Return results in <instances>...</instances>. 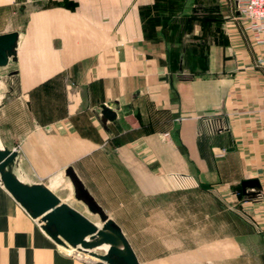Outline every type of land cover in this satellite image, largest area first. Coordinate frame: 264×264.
<instances>
[{
	"label": "crops",
	"instance_id": "0c3cea01",
	"mask_svg": "<svg viewBox=\"0 0 264 264\" xmlns=\"http://www.w3.org/2000/svg\"><path fill=\"white\" fill-rule=\"evenodd\" d=\"M60 1L0 0L19 10L3 32L20 33L16 88L0 103L18 177L56 193L72 166L111 218L149 210L158 226L146 200L209 187L247 224L184 253L264 264V33L237 0ZM254 178L261 194L245 199ZM68 251L0 182V264H108Z\"/></svg>",
	"mask_w": 264,
	"mask_h": 264
},
{
	"label": "rangeland",
	"instance_id": "374dc122",
	"mask_svg": "<svg viewBox=\"0 0 264 264\" xmlns=\"http://www.w3.org/2000/svg\"><path fill=\"white\" fill-rule=\"evenodd\" d=\"M60 2L71 3L66 0ZM16 15H19L17 7L14 9L0 7V32L3 33L15 26ZM18 20L21 22L22 18ZM12 70H16V62L13 61L6 67H0V103L9 91L16 88L17 73L10 75ZM58 185L59 182L56 181L52 184V188H57ZM59 187L62 189L56 194L62 201L91 220L100 222L98 215L91 213L82 201L76 199L74 188L70 183H64ZM173 193L168 199L159 196L144 202L147 207L152 203L159 204L164 210L159 226L156 223V215L152 217L149 210H145L143 215L140 211L139 215L132 211V215L114 216V219L122 223L142 264H199L184 253L187 247L196 246L200 242L227 238L234 229L244 228L247 224L245 219L232 211V208H238L237 205L234 206L235 202L225 199L220 201L218 193L209 187H187L177 189ZM162 229L164 231H161ZM68 250L77 256L91 257L78 249L68 248ZM96 251L103 253L106 251V246Z\"/></svg>",
	"mask_w": 264,
	"mask_h": 264
},
{
	"label": "water",
	"instance_id": "95a60500",
	"mask_svg": "<svg viewBox=\"0 0 264 264\" xmlns=\"http://www.w3.org/2000/svg\"><path fill=\"white\" fill-rule=\"evenodd\" d=\"M19 35L16 30L0 33V67L17 61ZM16 73L12 70L10 75ZM101 114L104 121L116 119V112L108 105L102 106ZM17 157L16 150L0 146V182L58 245L78 249L108 264H142L121 226L106 213L72 166L65 173L72 182L75 197L99 216L101 226L63 202L44 183L21 180L15 173ZM242 189L245 199H255L260 196L262 185L256 178L247 179ZM104 245L108 246L105 252L96 251Z\"/></svg>",
	"mask_w": 264,
	"mask_h": 264
},
{
	"label": "built area",
	"instance_id": "2783aa9c",
	"mask_svg": "<svg viewBox=\"0 0 264 264\" xmlns=\"http://www.w3.org/2000/svg\"><path fill=\"white\" fill-rule=\"evenodd\" d=\"M237 4L249 28L264 33V0H237Z\"/></svg>",
	"mask_w": 264,
	"mask_h": 264
},
{
	"label": "bare ground",
	"instance_id": "6f19581e",
	"mask_svg": "<svg viewBox=\"0 0 264 264\" xmlns=\"http://www.w3.org/2000/svg\"><path fill=\"white\" fill-rule=\"evenodd\" d=\"M73 187V186H72ZM64 202V201H63ZM93 220V219H92ZM94 221V220H93ZM94 222H96V221H94ZM99 226H101V222H96ZM106 246V250L108 249V246L107 245H105ZM86 254H88V253H86ZM89 255V254H88Z\"/></svg>",
	"mask_w": 264,
	"mask_h": 264
},
{
	"label": "trees",
	"instance_id": "16d2710c",
	"mask_svg": "<svg viewBox=\"0 0 264 264\" xmlns=\"http://www.w3.org/2000/svg\"><path fill=\"white\" fill-rule=\"evenodd\" d=\"M239 195L243 197V193H242V191H240Z\"/></svg>",
	"mask_w": 264,
	"mask_h": 264
}]
</instances>
